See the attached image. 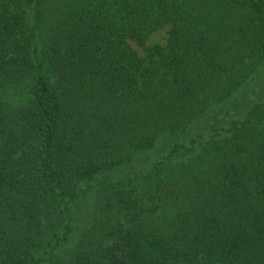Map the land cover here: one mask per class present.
Returning a JSON list of instances; mask_svg holds the SVG:
<instances>
[{"label": "trees", "instance_id": "1", "mask_svg": "<svg viewBox=\"0 0 264 264\" xmlns=\"http://www.w3.org/2000/svg\"><path fill=\"white\" fill-rule=\"evenodd\" d=\"M263 69L264 0H0V94L27 93L0 104V264H264V96L193 138L189 163L174 148L109 178Z\"/></svg>", "mask_w": 264, "mask_h": 264}, {"label": "rangeland", "instance_id": "2", "mask_svg": "<svg viewBox=\"0 0 264 264\" xmlns=\"http://www.w3.org/2000/svg\"><path fill=\"white\" fill-rule=\"evenodd\" d=\"M169 27H165L162 30H159L151 35L146 47H152L159 45L164 47L166 45V40L168 38ZM133 50L140 56L145 57L144 48L136 45L133 42H129ZM26 91L22 94L14 93L12 91H6L5 94H0V104L5 105L6 107H16L23 102V99L26 96ZM264 96V69L252 80V82L244 87L239 93H237L233 98H231L227 103L221 107L210 111V113L203 116L196 124L192 125V128L189 132L178 139L172 138H160L154 150L147 153H142L137 155L134 158V161L115 172L109 174V178L112 180H119L124 178H131L137 173L148 174L154 164L162 161L164 157H168L172 153V150L176 148V152L171 156V162L176 164L180 162L189 163L195 154L200 150L197 145L196 151L193 150L190 154L187 155V148L190 146V141L198 135L203 136L204 138H209L212 134V129L219 125H226L229 121L241 118L242 114L248 107L249 103L253 100ZM102 179H98L93 182L92 190L88 192L87 195L81 197L75 204L72 206V216L73 220L71 222V228L73 233L69 236L70 243L64 245V247L55 250V259L59 260L65 256V251L68 246L72 243H75L78 239L79 232L88 226L89 216L88 213L92 212V198L94 197V192L98 189L99 184ZM89 213V214H90ZM51 245H55L54 240H51ZM51 248L46 246L41 255L43 258L50 257Z\"/></svg>", "mask_w": 264, "mask_h": 264}]
</instances>
